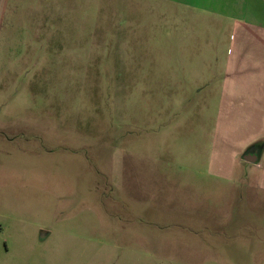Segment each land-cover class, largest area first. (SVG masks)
<instances>
[{
    "label": "rangeland",
    "instance_id": "374dc122",
    "mask_svg": "<svg viewBox=\"0 0 264 264\" xmlns=\"http://www.w3.org/2000/svg\"><path fill=\"white\" fill-rule=\"evenodd\" d=\"M154 15L0 0V264H264V193L194 151L223 69L193 61L222 36Z\"/></svg>",
    "mask_w": 264,
    "mask_h": 264
},
{
    "label": "crops",
    "instance_id": "0c3cea01",
    "mask_svg": "<svg viewBox=\"0 0 264 264\" xmlns=\"http://www.w3.org/2000/svg\"><path fill=\"white\" fill-rule=\"evenodd\" d=\"M146 1L156 14L152 17H168L171 22L173 17L184 19L187 16L213 21L214 33L222 38L193 64L214 67L219 72L223 69V73L217 74L218 91L211 92L212 102L207 103L212 113L210 144L204 145L197 140L195 143H201L202 147L194 151L196 155L204 152L210 162L213 160L221 165L215 168L213 175L222 182L235 188L240 187L239 182L243 185L251 182L252 191L264 193V0ZM165 29L169 30L166 31L168 50L173 39L177 38L181 44L188 39L183 36L186 31L178 26L171 24ZM171 58L179 62L175 65L183 61L173 55ZM249 154H256L254 162L246 160ZM121 223L122 226L132 224ZM0 230L5 231V227ZM50 234L48 229L40 231L41 239Z\"/></svg>",
    "mask_w": 264,
    "mask_h": 264
},
{
    "label": "water",
    "instance_id": "95a60500",
    "mask_svg": "<svg viewBox=\"0 0 264 264\" xmlns=\"http://www.w3.org/2000/svg\"><path fill=\"white\" fill-rule=\"evenodd\" d=\"M248 157L249 159H246V160L249 162H254L256 160V154H253V155L249 154Z\"/></svg>",
    "mask_w": 264,
    "mask_h": 264
}]
</instances>
